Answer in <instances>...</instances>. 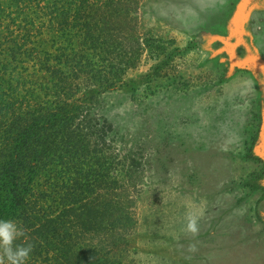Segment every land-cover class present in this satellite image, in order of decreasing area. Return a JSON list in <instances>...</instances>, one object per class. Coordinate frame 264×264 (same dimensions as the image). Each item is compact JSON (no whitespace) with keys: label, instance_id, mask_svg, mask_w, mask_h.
<instances>
[{"label":"rangeland","instance_id":"rangeland-1","mask_svg":"<svg viewBox=\"0 0 264 264\" xmlns=\"http://www.w3.org/2000/svg\"><path fill=\"white\" fill-rule=\"evenodd\" d=\"M138 2L143 50L126 84L83 104L108 125L110 165L124 172L114 191L131 215L107 257L264 264V0ZM44 30L32 46L50 42ZM190 214L196 237L184 230Z\"/></svg>","mask_w":264,"mask_h":264},{"label":"trees","instance_id":"trees-1","mask_svg":"<svg viewBox=\"0 0 264 264\" xmlns=\"http://www.w3.org/2000/svg\"><path fill=\"white\" fill-rule=\"evenodd\" d=\"M138 5L0 0V220L27 233V264H111L113 231L131 219L114 191L124 172L110 165L108 125L98 128L103 118L83 104L126 84L143 50L133 33ZM43 29L50 42L32 46ZM247 158L261 163L251 147Z\"/></svg>","mask_w":264,"mask_h":264},{"label":"clouds","instance_id":"clouds-1","mask_svg":"<svg viewBox=\"0 0 264 264\" xmlns=\"http://www.w3.org/2000/svg\"><path fill=\"white\" fill-rule=\"evenodd\" d=\"M196 237L199 233V217L188 215L185 229ZM23 238V242L16 241ZM195 244L189 246V251L195 252ZM33 245L28 242L27 233L12 220H0V264H27Z\"/></svg>","mask_w":264,"mask_h":264}]
</instances>
